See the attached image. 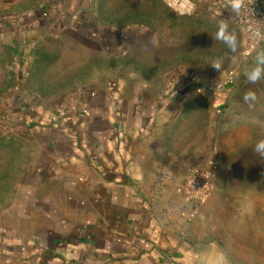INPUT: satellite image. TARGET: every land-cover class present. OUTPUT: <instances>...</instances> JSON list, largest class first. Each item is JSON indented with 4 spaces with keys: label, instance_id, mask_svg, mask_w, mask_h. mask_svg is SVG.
<instances>
[{
    "label": "crops",
    "instance_id": "obj_1",
    "mask_svg": "<svg viewBox=\"0 0 264 264\" xmlns=\"http://www.w3.org/2000/svg\"><path fill=\"white\" fill-rule=\"evenodd\" d=\"M0 2L11 8L3 25L20 33L51 24L84 28L71 17L90 18L92 4ZM192 2L196 17L236 24L232 0ZM192 71L167 73L156 83L131 74L78 90L62 102L71 113L60 122L52 108L34 101L20 105L21 137L38 149L0 213V264H218L208 258L218 253L215 242L206 243L197 220L182 210L178 181L190 163L173 149L172 130L178 120L182 131H193L194 120L199 128L200 102L219 123L232 126L230 116L219 113L230 100L216 96L214 104ZM83 107L87 115L80 113Z\"/></svg>",
    "mask_w": 264,
    "mask_h": 264
},
{
    "label": "rangeland",
    "instance_id": "obj_2",
    "mask_svg": "<svg viewBox=\"0 0 264 264\" xmlns=\"http://www.w3.org/2000/svg\"><path fill=\"white\" fill-rule=\"evenodd\" d=\"M105 8L114 22L143 13L154 17L153 23L112 31L96 28L85 17L79 18L84 28L51 24L20 33L16 26L11 31L3 25L11 8L0 2V213L14 199L21 172L38 149L21 137L18 113L24 101L55 109L70 94L111 79L135 74L137 80L156 83L162 75L191 68L206 79L205 88L211 79L229 84L228 110L219 113L221 119L230 116L232 126L213 118L207 102L199 103V128L195 120L193 131H182L180 120L174 125L173 149L190 163L178 187L191 172L217 162L212 195L194 217H186L197 220L206 243L215 242L218 253L208 258L218 264H264V157L254 151L264 139V80L253 84L247 79L245 69L254 66L255 57L244 58L241 29L196 17V9L183 15L166 0H108ZM220 24L236 35L235 51L215 38ZM198 88L215 99L214 91ZM248 90L257 96L251 106L243 99Z\"/></svg>",
    "mask_w": 264,
    "mask_h": 264
},
{
    "label": "built area",
    "instance_id": "obj_3",
    "mask_svg": "<svg viewBox=\"0 0 264 264\" xmlns=\"http://www.w3.org/2000/svg\"><path fill=\"white\" fill-rule=\"evenodd\" d=\"M167 4L175 7L183 15H191L195 11V4L192 0H166ZM191 8V12L188 9ZM73 22L79 20V15L74 14L71 17ZM235 23L241 29L244 35L243 56L246 60H252L260 46L264 42V1L263 0H241V7L235 16ZM193 81L202 86L203 89L214 91L218 97L228 98L229 92L226 82H218L216 80H207V88H205L206 79L192 71ZM226 91L228 93H226ZM95 92H91L94 96ZM35 107L31 111H35ZM71 110L64 105L56 107L53 111L54 121H64L70 116ZM80 113L87 115L88 107H83ZM34 118L31 117V122ZM217 162H212L208 167L198 169L190 173L186 178L183 186L179 187V192L184 194L182 201V210L187 217H194L199 210V206L203 205L214 191V176L216 174Z\"/></svg>",
    "mask_w": 264,
    "mask_h": 264
},
{
    "label": "clouds",
    "instance_id": "obj_4",
    "mask_svg": "<svg viewBox=\"0 0 264 264\" xmlns=\"http://www.w3.org/2000/svg\"><path fill=\"white\" fill-rule=\"evenodd\" d=\"M231 6L233 10L238 11L241 7V0H232ZM191 10V8L188 9L189 12H191ZM215 38L217 40L226 42L235 51L237 38L234 33L228 31V27L226 24L219 25ZM214 66L218 69L220 68L219 63H216ZM245 74L247 76V79L253 84H255L257 81L264 80V50H260L256 53L254 66L246 68ZM243 99L251 106L250 102H255L257 100L256 92L253 90L246 91L244 93ZM254 151L264 157V139L258 140L256 142Z\"/></svg>",
    "mask_w": 264,
    "mask_h": 264
},
{
    "label": "trees",
    "instance_id": "obj_5",
    "mask_svg": "<svg viewBox=\"0 0 264 264\" xmlns=\"http://www.w3.org/2000/svg\"><path fill=\"white\" fill-rule=\"evenodd\" d=\"M108 0H92L91 4V12L90 18L93 20V25L96 28L102 27L111 29L114 31L116 28L119 27H129L133 25H143V23H153L154 17H149V15L143 13H131L126 18L119 20L123 23L114 22L109 19V15L106 11L105 5ZM110 35L105 36V38H109ZM100 42H102V36L100 35L99 38Z\"/></svg>",
    "mask_w": 264,
    "mask_h": 264
}]
</instances>
